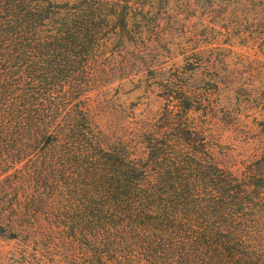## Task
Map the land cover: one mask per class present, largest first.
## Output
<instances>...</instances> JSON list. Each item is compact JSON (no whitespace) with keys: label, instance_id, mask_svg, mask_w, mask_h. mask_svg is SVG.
I'll list each match as a JSON object with an SVG mask.
<instances>
[{"label":"trees","instance_id":"16d2710c","mask_svg":"<svg viewBox=\"0 0 264 264\" xmlns=\"http://www.w3.org/2000/svg\"><path fill=\"white\" fill-rule=\"evenodd\" d=\"M169 1L0 0V264H264V96L161 56ZM140 74L154 103L106 98Z\"/></svg>","mask_w":264,"mask_h":264},{"label":"rangeland","instance_id":"374dc122","mask_svg":"<svg viewBox=\"0 0 264 264\" xmlns=\"http://www.w3.org/2000/svg\"><path fill=\"white\" fill-rule=\"evenodd\" d=\"M233 7L235 6L220 9L219 0H190L189 7L185 6L183 0H170L167 10L161 15L162 38L167 41L162 40L155 46L161 56L172 55V62L176 64H183V54H179L182 51L187 54L196 53L201 48H205L201 50L203 53L210 48L211 51L219 50L225 55L224 61L229 64L231 70L239 68L236 73H239V80L245 87L249 82V86L264 96V18L249 14L244 18L243 10L238 7L241 11H233ZM211 26L216 28L218 33L209 34ZM211 42L212 44H209ZM169 47L170 53L166 50ZM240 56L244 58L240 59ZM164 59L162 58V61ZM243 62L251 63L255 67V77L251 81L244 79L248 74L247 68L240 66ZM170 66L171 61L167 64V67ZM147 76L149 74H140L139 79L131 75L129 78H123L120 84L117 81L112 83L106 98L124 109L135 107V111L140 112L147 103H154L156 99L154 94L145 91ZM262 107L258 105L256 108L259 114L264 113ZM12 244L13 242L5 239L0 241V247L4 250Z\"/></svg>","mask_w":264,"mask_h":264}]
</instances>
